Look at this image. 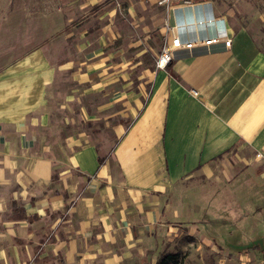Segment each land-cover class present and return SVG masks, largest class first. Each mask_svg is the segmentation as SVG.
<instances>
[{"label": "crops", "instance_id": "1", "mask_svg": "<svg viewBox=\"0 0 264 264\" xmlns=\"http://www.w3.org/2000/svg\"><path fill=\"white\" fill-rule=\"evenodd\" d=\"M159 1L0 14V264L264 257V50L252 30L264 0ZM170 29L184 42L225 34L232 44L177 52L158 70ZM67 77L107 99L100 111L124 110L105 132L44 147V129L67 130L52 121ZM75 97L61 108L71 117L82 112Z\"/></svg>", "mask_w": 264, "mask_h": 264}, {"label": "rangeland", "instance_id": "2", "mask_svg": "<svg viewBox=\"0 0 264 264\" xmlns=\"http://www.w3.org/2000/svg\"><path fill=\"white\" fill-rule=\"evenodd\" d=\"M64 5V0H0V14H65L66 9ZM40 20L42 21V26L47 21V19H43L42 17ZM61 22L63 23V19L60 17L58 23ZM258 23L260 25L261 22L258 21ZM259 25H257L256 22L254 23L252 28L254 33L253 36L260 48L264 50V24ZM68 93L79 97V99H76V97L72 99L73 108L82 110L81 113L80 111L77 112L78 116L71 117V115L61 109L66 102L65 96ZM106 102L107 99L104 97L87 92L85 86H79V84L74 83L69 77L65 78L64 82L57 85L56 94L52 100V109L56 108L53 113L52 121L57 122L64 127L66 126V122H68L67 127H65L67 130L55 132L51 129H44L40 133L41 145L44 147L54 146L58 139L64 136H69L74 133V131H79V129L96 133L99 129L103 128L101 131L105 132V127L107 128L110 126L105 120H112L111 118H108L109 114L111 115L114 111L120 114L124 110L122 107H111L112 109L106 108L100 111V107ZM96 115L97 117H94ZM92 116L94 121L88 120V117ZM96 118L101 119H99V122H96ZM82 119H87L88 123L83 122L82 126V123L79 122ZM101 120L105 123L102 124ZM256 259L252 258L251 260L244 262L241 260H232L226 264H264V257ZM205 262L207 264H217L218 260L208 258Z\"/></svg>", "mask_w": 264, "mask_h": 264}, {"label": "built area", "instance_id": "3", "mask_svg": "<svg viewBox=\"0 0 264 264\" xmlns=\"http://www.w3.org/2000/svg\"><path fill=\"white\" fill-rule=\"evenodd\" d=\"M205 0H160L159 5L165 7L167 10H171L175 7L179 8H196L202 5H208ZM217 20L215 18H211L208 20H198L194 22L196 26H205V25H212ZM171 37L166 38L159 58L156 62V68L158 70H165L169 67L172 63L175 54L180 51L192 52L195 49H203V50H210L213 46L223 43L226 48H230L232 44V40L228 39L225 34L222 36L211 37L206 40L198 39L195 41H187L184 42L180 36H177L173 29H170ZM194 96H198L196 91H192ZM261 155H258L260 158Z\"/></svg>", "mask_w": 264, "mask_h": 264}, {"label": "trees", "instance_id": "4", "mask_svg": "<svg viewBox=\"0 0 264 264\" xmlns=\"http://www.w3.org/2000/svg\"><path fill=\"white\" fill-rule=\"evenodd\" d=\"M172 260H173V256H168L162 261L161 264H168Z\"/></svg>", "mask_w": 264, "mask_h": 264}]
</instances>
